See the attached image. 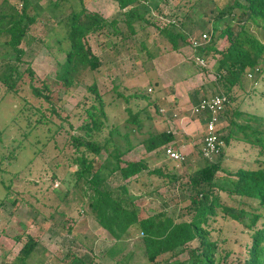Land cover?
<instances>
[{
  "label": "trees",
  "instance_id": "1",
  "mask_svg": "<svg viewBox=\"0 0 264 264\" xmlns=\"http://www.w3.org/2000/svg\"><path fill=\"white\" fill-rule=\"evenodd\" d=\"M38 1L21 0L19 8L7 4L0 11V34L8 36L4 42L6 51L0 80L4 93L17 92L26 74L33 97L51 103L49 81L38 80L29 63L23 70L19 69L26 54L22 44L29 40L28 32L37 21L38 9H41ZM48 1L45 11L54 15L60 9V1L65 0ZM113 1L120 10L121 18L114 16L107 19L97 12H91L80 0L79 9L63 13L61 19L57 20L64 26L68 46L56 47L63 59L55 61L53 78L61 82L64 88L73 87L103 65L86 42L89 35L103 32L108 39L107 44L115 46L132 38L138 30L137 26L154 25L151 10L147 7L149 0ZM204 15L211 22L209 40L194 49L198 56L209 52L218 55L210 94L226 96L219 118L222 122L228 103L236 98L235 89L244 90L245 81L252 82V94L264 95V88L260 90L255 87L258 82L264 84V0H212ZM169 25L156 28L172 49L191 44L184 31L178 30L174 23ZM223 38L227 44L219 49L217 44ZM141 46H144L142 42ZM35 81L40 84L36 85ZM87 89L95 93L96 101L84 109L85 120L78 126L84 134L70 136L74 153L72 164L75 165L72 177L76 185L82 186L81 195L85 200L81 202L85 206L82 208L98 225L115 240H123L130 230L136 228L141 235L147 264H264V106L262 113L232 110L230 115L243 114L244 121L229 119L224 131L222 128L217 130L225 148L213 160H209L201 155L198 147L196 155L189 154L178 162L180 167H184V173L179 175L169 171L166 164L150 168L147 157L135 161L125 158L137 144H142L146 153L157 152L176 139V135L166 129L153 130L152 124L144 130L143 119L139 118L141 110L131 111L122 125L123 131L121 126L116 125L109 128L103 142L92 138L93 133L100 132L107 117L105 102L98 92L95 78H92ZM252 94L246 93L245 96ZM133 96L138 95L135 93L125 98L127 100ZM200 97L192 99V104H196ZM155 108L159 111L156 105ZM193 115L205 125L206 113ZM232 140L243 142L255 150V167L242 166L230 170L222 166L226 146ZM102 152L105 156L99 158ZM191 163L195 168L189 170L186 166ZM139 175L147 180L154 179L157 185L142 182L143 187L139 188H150L135 194L130 185L140 182ZM184 176L187 177L191 193L188 204L182 207L180 214L161 210L144 217L139 215L136 205L139 195L156 190L160 184L179 182ZM60 214L62 219L68 221L62 226L59 223L60 228L72 233L76 219ZM44 218L52 217L45 215ZM69 221L74 224L70 225ZM227 221L235 228L226 227ZM224 228L228 230L224 231ZM229 233L232 234L231 238L228 237ZM25 237L15 260L7 264H29L30 256L39 250L37 238L30 234ZM21 239L20 234L14 237L16 242ZM64 259L65 264L95 263L88 252L79 255L68 251Z\"/></svg>",
  "mask_w": 264,
  "mask_h": 264
},
{
  "label": "rangeland",
  "instance_id": "2",
  "mask_svg": "<svg viewBox=\"0 0 264 264\" xmlns=\"http://www.w3.org/2000/svg\"><path fill=\"white\" fill-rule=\"evenodd\" d=\"M31 1L35 3L36 0ZM81 1L87 10L97 12L107 19L122 17L113 0ZM6 2L4 4L0 0V11L7 4L19 8L21 0ZM48 2L38 1L41 9H38L37 21L28 32L29 40L22 44L26 54L19 69L23 70L29 63L38 80L49 81L51 103L33 97L26 74L19 83L17 92L4 93V85L0 80V264L15 260L26 234L34 236L40 242L39 250L30 256L29 264H65L64 257L68 251L79 255L88 252L94 257V264H147L141 235L136 228L130 230L123 240H115L102 227L87 225L84 229L78 224L83 220L88 223L91 216L89 213L79 212L83 209L82 206L85 207L81 204L85 200L81 195V184L76 185L72 177L75 165L72 164L74 153L70 136L84 134L78 126L85 120L84 109L92 101H96L95 93L87 89L92 78H95L98 92L105 102L107 121L99 133L92 134V138L103 142L109 128L116 125L121 126L123 131L122 125L126 118L131 111L137 110H141L139 118L143 119L144 130L152 124L151 128L155 131L171 128L176 136L182 137L184 129L179 123L177 110H174L176 116H172V112L168 114L171 115L170 124L166 123L163 113L155 108L156 105L160 109L161 104L154 98L165 99L167 95L180 94L181 101L185 103L183 108H186V114L191 115L192 99L210 95V90H213L218 55L209 52L198 56L191 44L181 45L174 50L156 26H170L169 24L174 23L190 40L199 38V42L206 43L209 40L211 22L207 21L204 13L212 5V0H149L148 5L145 4L151 10L154 25L149 23L137 26L136 34L120 45H108L103 32L89 35L86 42L103 65L69 89L53 78L55 61L63 59L56 47L68 46L64 26L57 20L68 11L79 9L81 3L80 0L60 1V9L54 14L56 17L45 11ZM120 25L124 28L122 22ZM203 33L207 35L206 41L202 40ZM7 39L6 34H0V75L6 51L4 42ZM141 42L144 46H141ZM226 44L227 41L223 38L218 42L217 48L222 49ZM35 82L36 85L40 84ZM251 83L245 81L244 90L235 89L236 98L227 105L224 120L219 124L221 130L226 129L229 119L244 121L243 114L230 115L232 110H241L243 113L263 112L264 95L260 97L252 94ZM255 87L262 90L264 84L258 82ZM149 88L152 89L151 92L148 91ZM135 93L138 96L126 100L125 97ZM246 93L252 95L248 97L245 96ZM173 104L176 105L175 102ZM162 105L166 110L170 108L167 102ZM141 150L142 147L135 154L132 151L127 153L126 158L131 160L146 156ZM197 151L196 148L193 154L196 155ZM225 151L222 161L225 168L234 170L242 166H256L255 150L243 142L232 140ZM183 152L187 154L186 150ZM104 156L105 153L102 152L99 158ZM161 157L169 171L179 175L184 173V167H180L178 162L169 160L164 153ZM156 163L163 164V160H152L149 166L152 168ZM192 167L194 163L186 166L189 170ZM218 174L223 175L222 172ZM155 185L156 181L153 186ZM159 186L156 190L139 195L136 200L139 215L146 216L161 210L180 214L182 207L188 204L191 192L186 176L179 182ZM149 188H138L137 191L133 186L132 191L139 194L140 190ZM60 212L78 220L75 236L59 227V223L62 226L68 222L62 219ZM45 215L52 218H44ZM72 222L69 221V224L72 225ZM227 222L226 227L235 228L234 224ZM225 230L228 228H224ZM19 234L22 239L16 242L14 237ZM228 237L231 238L232 234L229 233Z\"/></svg>",
  "mask_w": 264,
  "mask_h": 264
},
{
  "label": "crops",
  "instance_id": "3",
  "mask_svg": "<svg viewBox=\"0 0 264 264\" xmlns=\"http://www.w3.org/2000/svg\"><path fill=\"white\" fill-rule=\"evenodd\" d=\"M181 97L182 96L180 94H177V95L176 94H173V96L172 95H167L165 97V99L163 97L162 98H159L158 99V102L161 104L160 107L162 109H164L165 114H166V115H164V114L162 115L161 114L162 117H164L163 120L165 119L166 121L165 120L164 121L166 123H169L170 124L169 117L171 115L169 116L168 114L172 112V116H176L173 113H175L174 110H177L176 112H177V114H179L177 117L180 118L179 119V123H180L181 126H183V129H184L183 130L184 135L182 137L181 136H179V137L176 136V139L172 140L168 145H170L174 149H179V150H182V151L183 150H186L187 151L186 152L187 153L186 156L189 155V154L194 155L193 154L194 153V150H196V148L200 147V144H201V140H202V137H203V131H204V124L202 123L201 119L199 117H197V116H194L191 113V111H190L191 115L186 114V112H185L186 111V108H183L185 103H183L181 101ZM161 102L162 103L163 102H167V104L169 105L170 108L168 110H166L163 107V105H162ZM173 102H175L176 105H174ZM191 106H190V108H191ZM166 130L170 131L172 134H175V131H172L171 128L166 129ZM198 143H200L199 146H195V144H198ZM140 147H142L141 153L145 154L146 152H145V149H144V147H143L142 144L135 145V147H133V149H131L128 153H130L132 151L133 154H135L136 151H140ZM162 153H164L163 150H160V151H157V152L152 151V152L146 153V156H142V157H147V155H148V157H147V159H148L147 160L148 166H149V162L152 161V160L157 161V162L163 160V164L162 163H156L155 164L158 167V166L164 165V158L161 157L162 156ZM142 157H140V158H142ZM125 158H126V155H125ZM131 160L135 161V160H138V159H131ZM155 165L153 167H155ZM194 168H195V165H194V167H192V169H194ZM139 176H140V182L139 183L138 182H133V181H132L133 183H131V185H133L134 188L137 191H139L138 190L139 187H143L142 184H141L142 182L146 183V185L149 184L150 182H152V185L155 183V180L154 179L147 180V178L145 176L144 177H143V175H139ZM131 185H130V188L132 190V187L133 186L131 187ZM137 185H139V186H137ZM146 187L148 188V186H146ZM79 212H81V213H84L85 212L87 214V211H85L84 209L79 210ZM88 215H90V214H88ZM142 217H144V216H142ZM76 221L78 222V220H76ZM87 221H89V222L86 223V220L85 221L83 220L81 223H78V224L80 225V227H83L84 229L87 227V225H89V226H95V225H97V227H100L101 228V226L98 225L97 222L94 221L92 217H90V219L87 220ZM78 224L75 223L74 224V227L78 226ZM74 230H75V228L72 230V233H71V235H73V236H75Z\"/></svg>",
  "mask_w": 264,
  "mask_h": 264
},
{
  "label": "built area",
  "instance_id": "4",
  "mask_svg": "<svg viewBox=\"0 0 264 264\" xmlns=\"http://www.w3.org/2000/svg\"><path fill=\"white\" fill-rule=\"evenodd\" d=\"M201 36L202 40H207L205 33ZM198 40L199 38H192L190 40L193 48L202 44V41L199 42ZM148 91L151 92V89L149 88ZM226 100V96L221 94L205 95L201 96L196 104H192L190 109L192 114H207V121L204 125L203 138L200 144V153L204 158L209 160H213L225 148V143L219 137L217 130H219V124L221 123L219 121L220 113L225 107ZM159 111L166 115L164 109L160 108ZM173 114L176 115V113ZM163 151L170 160L176 162L183 161L186 156L182 150L174 149L170 145L165 146Z\"/></svg>",
  "mask_w": 264,
  "mask_h": 264
}]
</instances>
